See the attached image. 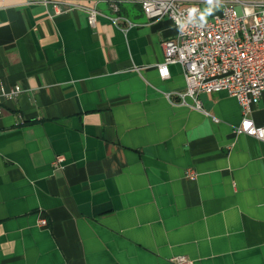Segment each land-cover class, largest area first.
<instances>
[{
	"label": "crops",
	"instance_id": "obj_1",
	"mask_svg": "<svg viewBox=\"0 0 264 264\" xmlns=\"http://www.w3.org/2000/svg\"><path fill=\"white\" fill-rule=\"evenodd\" d=\"M67 3L0 6V264H264V141L234 132L237 100L197 110L180 64L160 76L167 17Z\"/></svg>",
	"mask_w": 264,
	"mask_h": 264
},
{
	"label": "built area",
	"instance_id": "obj_2",
	"mask_svg": "<svg viewBox=\"0 0 264 264\" xmlns=\"http://www.w3.org/2000/svg\"><path fill=\"white\" fill-rule=\"evenodd\" d=\"M4 1L0 0V6ZM20 1L30 3L37 0ZM40 1L69 4V0ZM88 1L92 5L83 7L92 26L96 22L99 3H107L116 11L120 3H136L150 21L167 17L177 31L172 38L162 42L164 58L158 65L160 76H168L169 65L180 64L184 71L185 89L177 95L181 100L191 98L197 110L202 108L198 99L201 94L226 92L234 97L242 114L234 132L264 141V126H257L249 117L253 106L264 95V0H220L219 12L207 17L203 27L190 25L183 32L176 25V18L185 19L191 8L203 11L200 3L205 0ZM237 8H240V13ZM19 92L20 88L15 86L7 97ZM61 161V157L57 158L55 166L59 167ZM186 176L194 179L195 173L188 170ZM39 224L46 226V219L40 218ZM167 264H192V260L176 256Z\"/></svg>",
	"mask_w": 264,
	"mask_h": 264
},
{
	"label": "clouds",
	"instance_id": "obj_3",
	"mask_svg": "<svg viewBox=\"0 0 264 264\" xmlns=\"http://www.w3.org/2000/svg\"><path fill=\"white\" fill-rule=\"evenodd\" d=\"M205 3L207 7L203 11L197 8H191L185 19L176 18V25L181 32L190 25L203 27L207 22V17L213 13L214 8L219 7L220 0H205Z\"/></svg>",
	"mask_w": 264,
	"mask_h": 264
},
{
	"label": "rangeland",
	"instance_id": "obj_4",
	"mask_svg": "<svg viewBox=\"0 0 264 264\" xmlns=\"http://www.w3.org/2000/svg\"><path fill=\"white\" fill-rule=\"evenodd\" d=\"M204 5H206V4H202V5H201V7H202L203 10H204ZM237 10H238V12L240 13V8H237Z\"/></svg>",
	"mask_w": 264,
	"mask_h": 264
}]
</instances>
